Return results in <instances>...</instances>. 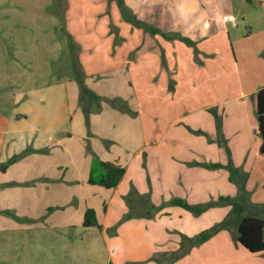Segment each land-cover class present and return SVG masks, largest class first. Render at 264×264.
Returning a JSON list of instances; mask_svg holds the SVG:
<instances>
[{"label":"rangeland","instance_id":"1","mask_svg":"<svg viewBox=\"0 0 264 264\" xmlns=\"http://www.w3.org/2000/svg\"><path fill=\"white\" fill-rule=\"evenodd\" d=\"M176 1L177 7L189 5L220 18L230 14L235 26L226 22L220 48L240 65L256 62L252 52L264 46V0ZM111 2L0 0V127L6 128L0 133V167L20 155L7 166L6 175L0 171V264H264V253L253 254L237 244L233 229L219 231L183 257L172 259L173 254L164 252L172 240L179 242L180 234L197 235L231 215V207L215 206L194 216L173 206V199L197 204L238 193L225 168L207 169L211 172H206L197 197L192 181L185 182L182 165L195 164L181 161L188 156L181 146L198 137L187 127L196 124L195 116L175 124L159 145L157 134L140 147V137L149 135L135 133L129 143H122L112 130L114 122L122 127V121L98 116L103 108L112 109L106 103L86 122L78 105L72 61L77 59L82 68L102 65L108 57L96 49L104 39L98 26L106 15H113L112 11L101 15L100 9L103 5L109 9ZM174 3L162 9L174 10ZM89 17L95 20L91 25ZM90 45L95 47L93 54ZM85 84L99 96L98 92L122 96L128 91L116 81L100 82L97 75L93 79L85 75ZM254 109L247 123L256 125ZM212 116L217 128L219 117ZM247 131L243 138L252 149L259 137L254 130L249 136ZM84 154L120 159L125 172L118 186L103 189L88 184L80 162ZM239 164L230 162L243 180L247 200L243 214L262 218L264 174H250L243 160ZM257 167L264 170V160ZM131 185L141 211L147 197L162 208L150 218L122 220L128 212L123 196ZM87 208L95 211L101 228L82 226Z\"/></svg>","mask_w":264,"mask_h":264},{"label":"crops","instance_id":"2","mask_svg":"<svg viewBox=\"0 0 264 264\" xmlns=\"http://www.w3.org/2000/svg\"><path fill=\"white\" fill-rule=\"evenodd\" d=\"M111 1L109 9L103 4L100 9L101 15L108 11L113 15L112 18L106 15L105 23L98 26L104 39L96 49L97 53H106L108 57L102 65L87 64L82 68L92 79L97 75L100 82L116 81L124 89L127 87V94L122 96L98 92L106 98L114 96L125 100L136 112L132 117L105 107L98 115L100 118L105 116L110 122L113 119L122 121V127L114 122L116 125L112 128L120 135V141L129 143L135 133L149 135L147 139L140 137V147L153 135L160 134L161 137L155 140L159 145L175 124L195 116L196 124L187 127L198 137L181 146L188 151V156L181 161L195 164L194 167L182 165L185 182L192 181L195 197L206 172H211L199 168L197 163L225 165L232 162L237 166L243 160V168L246 167L250 174H264V170L257 167V162L264 160L259 152L260 138L254 142L253 151L243 138L247 130L248 136L253 130L257 135V124L247 123V117L251 119L249 111L255 107V93L264 87V46L252 52L255 63L240 65L236 57L231 61L218 44L219 35L227 24L221 18L230 14L220 18L189 5L177 7L179 2L176 0H122L130 13L126 20L120 13L118 0ZM174 2H177L176 9H162L164 5L174 6ZM85 3L87 7L88 1ZM90 18L87 19L89 24L95 21ZM87 28L92 32V26ZM93 48L94 45H90V54L94 53ZM214 108L213 114L219 117L217 128L211 112ZM5 129L0 127V133ZM177 130L185 133L181 127ZM101 160L121 166L120 159L115 157ZM80 162L87 173V182L91 158L85 155ZM9 168L1 171L2 175H6ZM165 249L164 252L171 254L176 252L178 240H172Z\"/></svg>","mask_w":264,"mask_h":264},{"label":"trees","instance_id":"3","mask_svg":"<svg viewBox=\"0 0 264 264\" xmlns=\"http://www.w3.org/2000/svg\"><path fill=\"white\" fill-rule=\"evenodd\" d=\"M118 5L122 16L126 20H129L128 14L130 13L124 8L123 1L118 0ZM72 66L78 86V105L80 106L87 123L89 116L92 113L99 112L103 103L108 104L112 109L121 113H126L132 117L136 115V112L129 108L128 103L125 100L119 97L106 98L99 96L93 90L88 88L85 84V73L77 59H73ZM255 114L257 120V135L260 138L259 152L260 154L264 155V87L260 88L255 93ZM19 156V154L14 155L8 160L6 164L0 167V171H5L7 166L16 161ZM197 165L206 169H227L230 175L229 179L231 182L236 184L238 193L235 197L221 196L216 201L197 204H189L181 199H173L171 201L173 206L180 207L190 212L194 216H199L200 214L215 206L231 207V215L220 223L197 235L187 236L180 234L178 249L173 253L171 258L176 259L187 255L191 249L203 244L216 233L225 229H233L232 233H234V241L248 252L253 254L264 253V217L261 218L254 215L243 214V209L247 202L245 190L243 188V180L239 178L238 175L236 176V172L230 163L227 165L197 163ZM124 172V168L117 163L105 162L92 155L87 183L105 189H112L118 185L122 176L124 175ZM137 196L138 193L134 187H130L129 192L123 196V199L125 200V203L128 207V212L122 220L143 217L150 218L154 215L155 210H160L162 208V206H154L147 197L145 200L146 206H144L143 211H141V209H139L134 203V198ZM82 226L84 228H101L98 224L96 214L93 209L87 208L84 211ZM117 226L118 223L113 226V229L115 230Z\"/></svg>","mask_w":264,"mask_h":264},{"label":"built area","instance_id":"4","mask_svg":"<svg viewBox=\"0 0 264 264\" xmlns=\"http://www.w3.org/2000/svg\"><path fill=\"white\" fill-rule=\"evenodd\" d=\"M222 21L223 22H230L233 26H235L234 25V22H235L234 18L231 15L223 16Z\"/></svg>","mask_w":264,"mask_h":264}]
</instances>
